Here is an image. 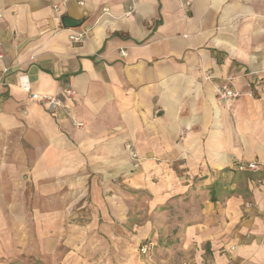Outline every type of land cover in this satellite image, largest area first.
<instances>
[{
    "label": "crops",
    "instance_id": "1",
    "mask_svg": "<svg viewBox=\"0 0 264 264\" xmlns=\"http://www.w3.org/2000/svg\"><path fill=\"white\" fill-rule=\"evenodd\" d=\"M63 14L90 28L81 41ZM261 69L264 0H0V217L33 191L42 210H80L72 236L92 264H264V184L247 178L242 195L231 167L264 173ZM21 75L74 93L50 113ZM227 76L241 94L222 100ZM142 201L156 220L132 238ZM147 237L170 246L142 253Z\"/></svg>",
    "mask_w": 264,
    "mask_h": 264
},
{
    "label": "rangeland",
    "instance_id": "2",
    "mask_svg": "<svg viewBox=\"0 0 264 264\" xmlns=\"http://www.w3.org/2000/svg\"><path fill=\"white\" fill-rule=\"evenodd\" d=\"M236 161H241V159L234 158V160H232L231 167L234 169L236 167ZM248 162H255L259 165V162L254 159H250ZM257 170L260 169L256 165L254 167H246V170H239L245 173L238 174L242 176H238L237 179H232V181L236 183L234 190H239V193L246 195L244 193V184H247L248 180L250 181L252 177H254L253 180L257 185L264 184V173L261 175L252 174V172ZM247 178L248 180H246ZM228 193H230V191H227L225 194ZM132 195L134 194H131V196ZM28 196L29 202L22 203L28 206L15 208L13 210V218H11V213L8 217H0V264H80L79 262L82 264H92L91 259H93V257H82L81 255L85 253V251L82 250L80 252L77 247V245H81L82 248L86 246V244L92 242L86 240L77 241L72 236V234L78 232L76 225L79 221L78 217H80V210L72 208L68 210H59L57 215H55L54 209L42 210L40 207H35L36 204L41 203L37 201V199H34L37 196L33 191H31ZM142 196L147 197L144 193ZM145 204L146 202L142 201L141 204L137 203L135 207L132 205L131 208L128 209L126 227L132 229L129 231L132 238H135L133 235L136 232V230H133V226H138L145 220L151 219L153 216L155 217L156 212H158L157 208L152 209L149 205L147 206V204ZM247 204L248 203H244L245 206H247ZM60 211H62L63 217L58 216ZM87 212L88 215L89 212L90 214L92 212L95 213V211L91 209L89 211L87 210ZM160 219L163 220L162 218ZM155 220L156 219L153 218L154 222ZM149 237L145 238V240L142 239L143 241L141 240V242L139 241L140 244L144 242L150 243L148 254H150L151 251L153 252L157 247L169 248L170 246L169 240L165 241L162 239L153 242L149 240ZM130 242H132L131 246H134L133 242L136 241H134V239L129 242L123 241L124 244H130ZM101 243H103V241L93 242V244L98 245H101ZM137 250L139 251V246ZM107 262L105 261L101 264H107Z\"/></svg>",
    "mask_w": 264,
    "mask_h": 264
},
{
    "label": "built area",
    "instance_id": "3",
    "mask_svg": "<svg viewBox=\"0 0 264 264\" xmlns=\"http://www.w3.org/2000/svg\"><path fill=\"white\" fill-rule=\"evenodd\" d=\"M134 2V0H132ZM81 3V1H78ZM188 4V1L185 2ZM56 8V6H55ZM71 32L68 34V37L71 41L78 42L81 41L87 32L90 30L88 26H84L83 28L79 27H72L70 28ZM7 68H4V71H6ZM249 74H252L257 77V86L254 87V90L259 92H264V69L261 70H253L250 71ZM212 73L211 71H207L205 78H211ZM234 76H227L223 77L222 82L217 86L216 89V96L222 100H229L233 99L237 96H239L241 93L239 90L235 89L232 85ZM19 86L29 93L30 98L38 101L41 105L46 108L50 113H55L59 108H65V102L64 97H71L73 95V90L69 87L64 88L61 90L60 94H40L37 92L31 91L30 82L26 75L19 76ZM259 85V86H258ZM251 90V89H250ZM251 92V91H250ZM72 122L75 125H81V122L76 121L75 119H72ZM126 148L130 151L131 155L134 158H137V154L132 150L131 144H126ZM234 164V163H233ZM258 167V164L255 162H241L236 161V167L237 170H246V167ZM150 249V243L144 242L140 244L139 251L142 253H146Z\"/></svg>",
    "mask_w": 264,
    "mask_h": 264
},
{
    "label": "water",
    "instance_id": "4",
    "mask_svg": "<svg viewBox=\"0 0 264 264\" xmlns=\"http://www.w3.org/2000/svg\"><path fill=\"white\" fill-rule=\"evenodd\" d=\"M60 22L65 28L78 27L82 24V20L75 19L67 14H63L60 16Z\"/></svg>",
    "mask_w": 264,
    "mask_h": 264
}]
</instances>
